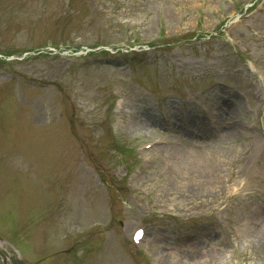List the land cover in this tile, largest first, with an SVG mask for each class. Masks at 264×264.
Listing matches in <instances>:
<instances>
[{"label": "rangeland", "instance_id": "374dc122", "mask_svg": "<svg viewBox=\"0 0 264 264\" xmlns=\"http://www.w3.org/2000/svg\"><path fill=\"white\" fill-rule=\"evenodd\" d=\"M256 1L0 0V264H264V6L223 32Z\"/></svg>", "mask_w": 264, "mask_h": 264}, {"label": "bare ground", "instance_id": "6f19581e", "mask_svg": "<svg viewBox=\"0 0 264 264\" xmlns=\"http://www.w3.org/2000/svg\"><path fill=\"white\" fill-rule=\"evenodd\" d=\"M224 136H230L233 128L229 125L223 128ZM210 139V138H209ZM208 139V140H209ZM221 148V137L216 135L211 137V143L204 149L192 150L191 154L187 155L188 167L200 176L212 175L215 171V156L220 153ZM260 220L256 223V229L251 233L254 235L252 239L255 245H260L261 241L264 240V212H261ZM131 231V230H130Z\"/></svg>", "mask_w": 264, "mask_h": 264}, {"label": "trees", "instance_id": "16d2710c", "mask_svg": "<svg viewBox=\"0 0 264 264\" xmlns=\"http://www.w3.org/2000/svg\"><path fill=\"white\" fill-rule=\"evenodd\" d=\"M94 54H101V55H103V54H107V52L101 50V51H99L97 53H90V55H94ZM0 62L2 63L3 61H0Z\"/></svg>", "mask_w": 264, "mask_h": 264}]
</instances>
